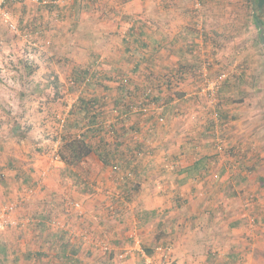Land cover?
<instances>
[{
  "label": "crops",
  "instance_id": "0c3cea01",
  "mask_svg": "<svg viewBox=\"0 0 264 264\" xmlns=\"http://www.w3.org/2000/svg\"><path fill=\"white\" fill-rule=\"evenodd\" d=\"M56 1L57 4L50 3L47 6L30 2L17 3L10 8H13L12 14L18 19V23L26 25L45 24L44 19L48 17L46 15H59L60 24L56 25V33L64 37L63 44L66 40L71 43V34L80 33V30L86 26H93L89 34H94L97 58L100 57L99 53L102 55V52H107L106 66L110 65L112 68L107 70L103 60L104 70L101 71L103 73L98 74L101 86L95 85L93 96H89L94 98L90 99V102L96 108L93 112L97 113L99 121L108 123V121L119 120L125 113H120L125 109L124 105L143 102L142 92L145 90L157 96V103H163L161 112L130 116L127 123L117 124L114 133H104V144L111 146L112 152L106 145L103 146V152H107L111 163L120 164L121 169L124 168L127 171L124 173L116 171L120 184L112 192H103L108 187L103 178H101L103 180L101 187L97 181L94 187L91 185L96 196L94 195L88 201L87 209L89 210L87 211L101 223V226H96V231L99 232L102 228L108 229L106 223L109 218L114 221L109 229H114V233L118 232L119 238L124 226L118 222L119 219L111 218L108 212L106 214V207L115 208V211L121 215L124 210L129 214L130 211L134 212L138 209V212L145 213V221L142 214L137 216L138 213L135 212L133 219L128 222L129 226L135 229L133 234H137V228L142 229L138 231V236L143 248L150 250L149 257L156 258L161 250L165 252L171 250L176 264H252L253 257L256 262L253 264H264V251H262L264 250V233L257 234V232L260 233L259 230L263 231L261 228H264V197L254 207L258 226L257 232L251 235L247 231V218H244L247 215L244 212L239 216L235 215V209L232 208L234 202L226 197L227 192L224 188L226 186L223 184L229 178L222 175L225 172L223 167H226V163L217 149V144L205 136L209 126L204 123L206 118L202 113L203 102L198 93L203 83L195 72L203 61L206 59L210 61L211 47L206 43L205 46L209 47L208 54L201 52L199 55L194 54L202 48L184 46L182 39L187 32L178 34L184 27L180 29V23L176 20H173L172 25L170 23L162 27L165 15H149L152 19H149L150 22H147V15H141V17L137 15L138 20L131 15L134 22L128 31L109 44V34L100 31L101 25L95 17L91 16L100 15L96 9L105 0H93L95 3L81 5L83 10L81 9L79 13L80 6L75 0L71 2L63 0V3L60 0ZM161 1L132 0V3H135L133 6L136 7L144 5L150 10L152 3L157 2V5H160ZM126 2L124 5L129 3V1ZM171 2L176 1L171 0ZM181 2L183 3V0ZM106 8L111 11L108 7ZM101 10L102 15H109L105 9ZM72 15H82V20L85 17L87 21L76 22L77 19L73 21ZM170 25L175 28V31L168 29ZM191 30L195 35L198 32L195 28ZM177 34L178 38L174 37ZM169 37L171 41L173 40L171 43ZM258 39L262 43L259 30ZM203 41L205 42V39ZM58 46H61V43ZM70 49L71 47L68 46V50ZM219 65L221 68L222 64L219 63ZM85 68L86 71L88 66ZM117 68L127 70L120 77L112 79V76L120 74L113 73ZM80 69L83 72V69ZM255 69L257 71V68ZM78 70L79 68L76 67L77 74ZM260 72L264 75V70ZM256 75L252 77L253 79L250 76L244 78L245 75H243L240 81L232 78L225 84L224 94L227 101L221 102L223 105L221 113L226 125V134L233 144L243 143L244 138V140L255 142L259 150H264V82L262 81L263 84L259 86L260 79L257 81ZM117 79L118 82H116ZM252 81L255 86L248 85ZM239 93L241 97L236 99ZM196 111H200V115L196 114ZM93 112L91 113L89 109L88 116ZM159 118L165 121L161 123L158 121ZM87 120L84 123L80 121L79 124L73 121L72 124L79 127H73L71 131L75 134L77 131L86 130L90 117ZM3 151L7 154L6 156L2 155ZM156 152L159 156L154 155ZM241 152H244V156L248 155V158L252 157L240 146L237 147L238 156L242 155ZM263 152L262 155H264ZM152 155L154 157H151ZM34 157L31 156L32 164H30L24 154L20 152L13 155L8 144H0V158L4 159V162L0 163V198L4 191L9 193L20 188H28L29 192L35 189L43 190L42 194L34 199L36 209L39 206L35 214L36 218L34 217L35 224L28 226L32 228L31 230L25 229L20 233V235L24 234V244L32 249H10V252L13 251L16 255L15 260L23 259L24 264H41L42 259L47 257L43 250L56 249V253L60 256L56 259L49 257L50 263L60 264L58 260L63 259L62 264H69L64 257L72 258L73 244L71 240L63 243L69 231L64 223H62L64 228L58 227L51 232L47 230L49 229L47 221L54 214L51 213L52 209L49 211L46 208L49 202L51 208L61 211L62 215L66 212L75 215L70 212L71 209L69 210L67 204L75 199L71 201L65 198L59 199V194L63 191L60 189L62 179L58 175L59 168L62 165L68 166L64 162L54 164L45 155L33 160ZM10 158H13V161H8ZM251 162L254 163V158ZM14 163L21 166H14ZM166 164H170L173 171L167 172L164 169ZM97 165L107 170L109 166L113 168L110 163L106 165L96 153L88 157L84 163L74 167L89 173L90 170L95 169L97 173L103 174V169H98ZM217 169L221 173H216ZM261 176L264 179V173ZM19 178L21 179L18 180ZM105 193L113 195L110 201H107ZM243 226L244 229H241ZM100 232L104 233V231ZM34 238L36 240L33 241ZM243 240L252 241L238 250L236 244L243 243ZM121 243L124 241H118V244ZM47 244L52 246H46ZM115 251H119V248L115 247ZM0 252L4 255L8 254L6 253L7 245L1 241ZM4 262L0 258V264Z\"/></svg>",
  "mask_w": 264,
  "mask_h": 264
},
{
  "label": "rangeland",
  "instance_id": "374dc122",
  "mask_svg": "<svg viewBox=\"0 0 264 264\" xmlns=\"http://www.w3.org/2000/svg\"><path fill=\"white\" fill-rule=\"evenodd\" d=\"M60 1L63 3V0ZM64 1L71 2L73 0ZM75 1L80 6V9L77 8L78 13L82 9L81 5L95 3L93 0ZM105 1L99 4L96 9L100 12V15L91 16L95 17V20L101 25L99 27L100 31L109 34V44L128 31V28L134 22L133 17L138 20V16L147 15V22H150L152 19L149 15H165L166 22L163 20L162 27L170 23L172 25L173 20H176L180 23V29L182 26L184 27L178 34L183 31L187 32L182 39L184 46L202 48L201 51L198 50L194 54L199 55L200 52L208 54L207 49L209 47L205 46L206 43L211 47L209 49L212 55L210 61H207V59L203 61L195 72L203 83L198 93H200L199 97L203 102L202 113L205 114L204 117L206 118L204 123L209 126V131H206L205 136L211 142L217 144V149L222 155L224 163H226V167H223L225 172L222 175L224 174L229 180L223 185L226 186L224 187L225 192H227L226 197L234 202L232 208L235 209V215L239 216L240 213L244 212L247 215L244 218H247L248 222L246 225L248 229L245 228L251 235L255 234L258 221L255 218L254 207L264 197V179L261 176L264 173V155H262L264 150H259L255 142L244 140V138L243 143L233 144L226 134V125L222 111H220L223 109L221 102L227 101L224 94L225 84L232 78L240 81L243 75H245L244 78L246 76L252 78L257 74V81L260 79L258 85L261 86L262 81L264 82V75L260 72L264 70V45L258 39V30L254 25L252 16V6L256 3L255 0H183V3L182 0H175L176 2L162 0L160 5H157V2L152 3L150 10L149 7L144 5L133 6L135 3H132V0H126L129 1L127 5H124L126 1L123 0ZM101 7L109 15H102ZM106 7L111 11H108ZM12 11L13 8L8 7L9 16L17 28L16 31L0 18V144H8L11 151H13V155L21 152L30 164H32V155L35 156L33 160L40 159L45 155L54 164L62 163L63 160L60 162L54 160V145L56 141H61L60 157L62 158L63 154L67 153L64 152V142L62 141L66 135L67 125L72 124L73 121L78 124L80 121L84 123L88 121V117H91L84 111L78 112L79 108L76 107L80 104L81 99L88 100V102L91 101L90 99H94L89 98V96H93L95 85L101 84L98 74L103 73L101 71L104 70L103 67L108 62V55L107 52H102V55L99 53L100 57L97 58L94 34H89L93 26H86V28L80 30V33L71 34V38L69 37L72 39L71 43L66 40V43L63 44L65 42L64 37L62 35L58 36L56 33V25L60 24L59 15H46L48 17L44 19L45 24L35 26L36 24L18 23V19L14 17ZM72 16L73 21L76 19V22L87 21L85 17L82 20V15ZM171 25L168 29L175 31V28H172ZM193 28L198 31L196 35L191 30ZM178 34L174 37L178 38ZM199 35L204 36L200 37ZM168 39L170 43L173 41H171V37ZM203 39H205V42ZM60 43L62 47L58 46ZM68 46L71 47L70 50H68ZM102 62L104 65H102ZM109 62L113 63V61ZM219 63L222 64L221 68ZM240 65H243L242 68H238ZM86 66H88L87 70L90 75L81 84L76 80L78 76L76 67L79 68L78 72L82 73L80 68L85 72ZM106 68L107 70L112 69L110 65ZM255 68H257V71ZM107 70L105 69V73ZM126 70L122 68L115 69L113 73L117 75V72H119L120 74L112 76V79L120 77ZM260 75L262 78L259 77ZM116 82H118V79ZM209 85H213L215 90H209ZM248 85H254V82L252 81ZM145 91L142 92V106L137 108L136 111L128 112L129 117L148 115L153 112L158 113L163 110V103L154 102L157 96ZM239 97H241L240 93L236 96V99H239ZM133 104L137 105L136 103ZM200 111H196V114L200 115ZM128 118L123 116V122L122 119H119L118 122L115 120L111 122L123 125V123H127ZM158 121L163 123L165 120L159 118ZM86 131L87 129L77 131L75 134L70 131V134H79L80 136L83 135L82 133L85 134ZM91 140L92 143H97L100 136L91 138ZM239 146L252 157L244 156V152H241L242 155L238 156L237 147ZM115 151H117V148H115ZM234 151L235 153H233ZM2 155L6 156L7 154L3 151ZM154 155L159 156L157 152ZM154 155L151 157H154ZM252 158H254V163L251 162ZM12 159L10 158L8 161ZM3 162L4 159L0 158V163ZM17 165L21 166V164L14 163V166ZM25 165L28 167V164L25 163ZM165 166L164 169L167 172L173 171L170 164ZM97 167L100 170L103 169L101 165H97ZM60 168L58 175L62 179L60 189H63V191L62 194H59V199L65 198L69 199L68 201L75 199L73 202L67 203L69 210L71 209L70 212L75 215L67 214V212L62 215L61 211L58 212L56 209L51 208V204L47 202L46 208L49 211L52 209L51 213L54 214L47 221L49 226L47 230L51 232L57 230L58 227L64 228L62 223L65 224L69 234L66 233L63 243L72 241V252H77L75 257L81 260L80 264H176L171 250L168 252L161 250L157 253L158 257L156 258L143 256L145 251L138 236V231L140 232L142 229L137 228V234H133L135 229L130 227L128 222L133 219L135 212L138 213L137 216L142 214L145 221V213L138 212V209H135L134 212L130 211L129 214L124 210L123 215L111 206L106 207V211L104 210L106 214L108 212L111 218L119 219L118 222L124 226L119 238L117 237L118 232L114 233V229H109L114 224V221L109 218H107L108 222L106 223L108 229L104 228L103 230L102 228L99 229V232L96 231V226H101V223L91 215V212L87 211L89 210L87 209L88 201L96 194L93 188L95 181L100 187L103 185L101 178L107 183L108 187L103 192H112L120 184V178L112 166H109V170L103 169V174L97 173L94 168V171L90 170V173L81 171L74 166L66 167L62 165ZM125 171L127 170L121 169L120 166V172L124 173ZM215 172L221 173L218 169ZM23 183L30 185L26 182ZM90 188H92V191H90ZM42 192V189L29 192L28 188L15 189L9 193L3 192L0 198V211L7 204L14 203L18 205L17 209L11 214L18 226L0 232V241L7 245L6 253H8L4 255L0 252V258L5 261L3 264H24L23 259H14L16 255L13 251L10 252V249H32V247L24 244V234L20 235V233L25 229L27 231L31 230L32 228L28 226L35 224V214L38 212L39 206L36 209L37 205H35L36 201L34 199L40 196ZM105 196L107 201H110L113 197L110 193H105ZM76 204L79 205L78 208ZM241 229H244V226ZM261 229L263 231L259 230L258 235L264 233V228ZM100 231H104V233ZM122 238L123 240H121ZM118 241H124V243L118 244ZM251 241L245 240L244 244H236L238 250H241L244 245ZM46 246L52 245L47 244ZM105 246L109 247L110 250L107 251ZM115 247L119 248V251H115ZM43 251L47 257L42 259L41 264H51L48 260L49 257L56 259L60 256L59 253H56V249ZM111 253L114 255L112 259H110ZM125 254L128 255L120 258L121 255ZM252 260V264L256 263L254 257ZM58 261L60 264L64 262L63 259ZM66 263L68 262L66 261Z\"/></svg>",
  "mask_w": 264,
  "mask_h": 264
},
{
  "label": "trees",
  "instance_id": "16d2710c",
  "mask_svg": "<svg viewBox=\"0 0 264 264\" xmlns=\"http://www.w3.org/2000/svg\"><path fill=\"white\" fill-rule=\"evenodd\" d=\"M256 3H254V5L252 6V11H253V22L255 24V26L257 27V29L259 30V34L261 36V41L264 44V8L263 9H259L257 6V0H255ZM86 72V73H85ZM83 71L82 73L78 72V77H77V82H80L81 84L87 80L88 76L90 75L89 71ZM94 80V79H93ZM95 84V83H94ZM156 100H154V102H156ZM143 104V102L138 103L137 105L135 104H126L124 105L125 109L123 110V112L119 111L120 113H124L120 116V119H122L121 121L123 122V116L124 115H129L127 114L128 112L130 113V111H132V107L135 108H139L141 107ZM76 108H79V111L77 109L78 112H85L87 113V111H91V113L96 110V108H94V104H92L91 102H87L85 99H81L80 104L77 105ZM129 108V110L127 109ZM221 111V110H220ZM116 122H118V119L116 120ZM88 127H87V131H86V135L84 133H82L83 135H71L70 131L73 129V127L78 128L79 125H67L66 128V135L63 137L62 141L64 142V152H67L66 154H63L62 160L63 162L70 166H77L78 164L84 163V161L90 157L92 154H97L100 156L101 160L108 165L109 163L113 165V169H115L116 171H120V164H114L111 163L108 159V154L107 152L104 153L103 152V146L106 145L108 146V149L111 151V146L109 147V145L104 144V134H102L103 132H105L106 130L108 132L105 133H114L116 130V123H104L102 121H99L97 119V113L91 115L90 120L88 122ZM97 136H100V140L97 143H92L91 138H96ZM93 140H97V139H93ZM146 255L149 256V254L151 253L149 249H144ZM77 254L76 251L72 252V258L67 259V257H64L66 259V261L69 264H80L81 260L76 258L75 255ZM110 259H112V257H114V255L111 253L110 255Z\"/></svg>",
  "mask_w": 264,
  "mask_h": 264
},
{
  "label": "built area",
  "instance_id": "2783aa9c",
  "mask_svg": "<svg viewBox=\"0 0 264 264\" xmlns=\"http://www.w3.org/2000/svg\"><path fill=\"white\" fill-rule=\"evenodd\" d=\"M35 3V4H41V5H50V3L57 4L58 2L56 0H0V18L2 21H5V23L9 24L11 29L17 30L16 26L12 23V20L10 18V14L8 12V7L14 4H24V3ZM209 90H215V87L213 85H209ZM133 111H136L137 108L132 107ZM125 118H128L129 115H124ZM61 141H56V144L54 145L53 148V155H54V160L56 162H60L62 158L60 157V147H61ZM18 207L17 204L10 203L7 204L5 207H3L0 211V232L5 231L6 229L10 227H17L18 223L15 221V219L12 218L11 214L14 210H16ZM76 207L78 208L79 205L76 204ZM24 223V222H22ZM107 247V246H105ZM107 251L110 250L109 247L106 248ZM128 254L121 255L120 258L126 257ZM143 256H146V253L143 252Z\"/></svg>",
  "mask_w": 264,
  "mask_h": 264
},
{
  "label": "water",
  "instance_id": "95a60500",
  "mask_svg": "<svg viewBox=\"0 0 264 264\" xmlns=\"http://www.w3.org/2000/svg\"><path fill=\"white\" fill-rule=\"evenodd\" d=\"M257 6L259 9H263L264 8V0H257Z\"/></svg>",
  "mask_w": 264,
  "mask_h": 264
}]
</instances>
